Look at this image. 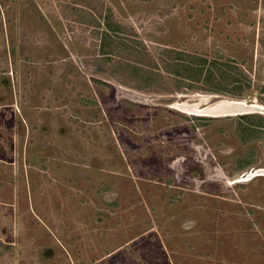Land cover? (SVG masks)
<instances>
[{
	"label": "rangeland",
	"instance_id": "obj_1",
	"mask_svg": "<svg viewBox=\"0 0 264 264\" xmlns=\"http://www.w3.org/2000/svg\"><path fill=\"white\" fill-rule=\"evenodd\" d=\"M231 99L257 108L191 112ZM256 114L264 0H0V264H264Z\"/></svg>",
	"mask_w": 264,
	"mask_h": 264
},
{
	"label": "trees",
	"instance_id": "obj_2",
	"mask_svg": "<svg viewBox=\"0 0 264 264\" xmlns=\"http://www.w3.org/2000/svg\"><path fill=\"white\" fill-rule=\"evenodd\" d=\"M169 59L175 61L176 64L183 66L186 69L193 70L198 73H203V83L205 86L193 88L203 89V90H213V91H224L227 93L237 94L236 97H240V92H236L232 88H228L227 85H234L236 82L235 69H238V65L235 62H231L229 59H217V61H212L208 64L207 68H203L206 59L203 56L191 55L182 51L170 50L167 53ZM198 73V75L200 74ZM186 79L196 78L200 79L199 76L187 75ZM191 77V78H190ZM247 114L240 115L241 117H246ZM257 118H237L238 119V129L241 131L242 135H249L255 140H259L264 143V118H260L259 114ZM247 120L248 122H244ZM243 163H239L238 168L243 167Z\"/></svg>",
	"mask_w": 264,
	"mask_h": 264
},
{
	"label": "water",
	"instance_id": "obj_3",
	"mask_svg": "<svg viewBox=\"0 0 264 264\" xmlns=\"http://www.w3.org/2000/svg\"><path fill=\"white\" fill-rule=\"evenodd\" d=\"M256 108V105L247 104L243 100L231 99L221 100L207 107L192 108L191 112L201 116L222 117L254 112L253 110H256ZM261 171L264 170L258 169L254 173Z\"/></svg>",
	"mask_w": 264,
	"mask_h": 264
}]
</instances>
